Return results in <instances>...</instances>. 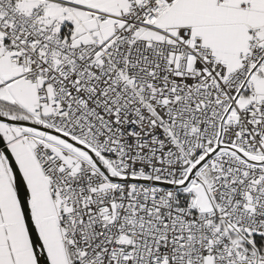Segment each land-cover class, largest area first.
<instances>
[{
  "label": "snow or ice",
  "instance_id": "obj_1",
  "mask_svg": "<svg viewBox=\"0 0 264 264\" xmlns=\"http://www.w3.org/2000/svg\"><path fill=\"white\" fill-rule=\"evenodd\" d=\"M0 264H264V0H0Z\"/></svg>",
  "mask_w": 264,
  "mask_h": 264
}]
</instances>
